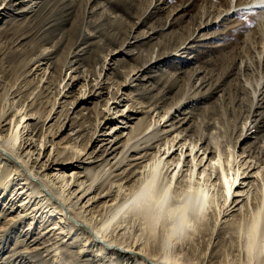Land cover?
<instances>
[{
  "label": "bare ground",
  "instance_id": "1",
  "mask_svg": "<svg viewBox=\"0 0 264 264\" xmlns=\"http://www.w3.org/2000/svg\"><path fill=\"white\" fill-rule=\"evenodd\" d=\"M34 1L28 0V5H32ZM23 2L25 1L0 0V16L5 10ZM227 2L225 13L217 16L215 20H206L202 28L218 24L221 16H224L221 19L226 16L233 17L241 9L248 10L255 16L253 25L245 35L242 58L237 70L238 81L232 94L238 104L229 105L233 112L232 118L236 120L238 117L242 119L243 112L247 113L242 119L243 122L237 126L233 125L232 130H228V123L221 124L217 118L205 113L202 117L194 118L192 113L183 109L182 102L167 110L161 119L153 120L151 132H147L150 127H140V119L134 123V127L117 129L118 125L131 122V115L139 111L117 117L113 114V108L106 103L103 109L100 106L103 114L98 122V126L105 130L97 137L93 134L96 143L94 149L89 152L85 137L91 133L88 123L91 114L86 116L82 110L75 112V101H65L68 111L63 121L62 115L55 118L59 127L56 134L67 122H71L70 145L67 143L58 146L54 140L47 138L50 135L45 132L35 138L29 120L39 122L40 116L37 112L29 113L23 110L24 105L14 109L16 113L8 122L7 112L0 116V162H7L6 169L0 170V196L6 199L4 194L8 191V184L12 179L21 178L18 179L21 181L14 188L9 202L12 201L11 212L23 214H18L13 219L11 228L5 232L10 233L19 225L27 224L19 236H23L25 242L21 264H94L93 262L98 260V264H111L117 252L126 256L133 255L141 259V264H195L185 255L190 252L191 246L179 244L176 252L172 254L169 253L172 251L169 248L174 244V238H177L174 237L175 234H183L184 237V234L196 231L198 225L202 226V220H207L211 207L215 211L217 226L212 233V246L219 244L226 227L233 225L242 215H250L243 245L246 264H264V190H259L260 194H254L259 184L264 185V0ZM37 3L34 2V6L40 9L41 6L36 5ZM28 7H23L15 14H28ZM55 13L57 12L54 10L52 14L40 12L23 32L32 35L36 31L48 29V25H55L56 20L52 18ZM11 16L9 15V18ZM36 16H41L38 22ZM7 23L11 25L12 22L8 20ZM79 29L80 23L75 24V30ZM19 30L20 27L15 26L9 29L8 34L4 36L5 41H14ZM125 43L129 46L132 42L128 40ZM186 44L181 46L180 54L188 47ZM123 47L124 45L120 51L127 54ZM73 54L76 53H68L71 57ZM165 58L166 54L154 52L138 69L135 74L139 73L138 76L129 77L130 73L125 81L130 85L135 81L145 80L143 72L154 68ZM71 62L64 67L72 65ZM40 69L37 67L36 70ZM99 78L100 76L93 86L98 88V92H93L90 97L96 99V106L103 95V85ZM203 84L200 77L194 79V88L202 89ZM198 92L192 98H196ZM88 93L83 92L81 97ZM117 94L118 92L114 93L112 98H116ZM68 95L69 92L64 96ZM164 99L165 95L159 98V101L151 102V105L154 104V111L162 107ZM83 100L87 102L86 99ZM247 101L251 102V106L245 110ZM122 102L123 99L115 108ZM176 110L178 114L175 115ZM188 112L189 116L181 117ZM46 119L47 123L54 120L52 115ZM164 119L165 122L161 124ZM169 121L171 123L168 128H163ZM3 122L6 123L2 124ZM8 125L10 131L3 135L4 128ZM129 127L130 131L124 135L125 129ZM211 127L216 131L213 132ZM221 129L225 133L230 132V136L223 138ZM149 141L152 143H148ZM239 146L241 152L237 153L235 150ZM138 174L147 175L135 179ZM162 175L167 181L162 186V192L156 194L155 189L159 184L155 188L157 181L154 183V180ZM177 186H184L182 195H186L187 200L185 199L184 205L170 208L168 204L173 196L172 188H179ZM197 198L203 199V205L199 209L195 206ZM17 203L19 205L15 208ZM129 211L143 220L141 226H135L131 221L123 224L124 215ZM54 216L58 220L49 224V218L53 219ZM167 218H175L179 227H176V221L173 223V220H169L173 221V224L157 239L148 242L152 237L144 242L143 239L148 236L145 234L143 237V233L146 231L151 236L157 233L159 224ZM30 220H36V223L32 226ZM128 224L129 226H126ZM58 253L64 255L63 260L56 258L60 256Z\"/></svg>",
  "mask_w": 264,
  "mask_h": 264
},
{
  "label": "rangeland",
  "instance_id": "2",
  "mask_svg": "<svg viewBox=\"0 0 264 264\" xmlns=\"http://www.w3.org/2000/svg\"><path fill=\"white\" fill-rule=\"evenodd\" d=\"M24 1L20 5L5 10L0 16V116L7 112L9 116L7 115L6 122L12 119L17 106L24 105L23 110L25 109L29 113L30 111L37 112L40 116L39 122L29 120L35 138L45 132L50 135L47 138L54 140L58 146H64L67 143L70 145L71 122H67L66 126L56 134L59 127L55 118L62 115L61 120L63 121V117L68 111L65 101L67 103L75 101V106H77L75 112L82 110L86 116L88 113L91 114L88 122L91 133L85 137V142L87 141L89 144H87L89 152L94 149L96 143L93 134L97 137L105 130L98 126V122L103 114L100 106L103 109L106 103L113 108V114L117 117H120L121 114H135V111H139V113L131 115V122L125 125L119 123L117 129L125 126L134 127V123L140 119V127L146 129L150 127L147 130L149 132L154 126L153 120L161 119L167 110H171L179 102L184 104L183 109L192 113L194 118L202 117L205 113L217 118L221 124L228 123L229 131L235 125H240L243 122L242 119L247 112H243L242 119L238 117L236 120L232 118L233 112L229 105L238 104L232 94L238 81L237 70L242 58L245 35L253 25L255 18L248 10L241 9L230 18L226 16L221 19L224 17L221 16L218 24L202 28L206 20L210 18L215 20L218 18L217 16L225 13L228 8L227 0H35L34 2H38L36 5L41 6L40 9L34 6V2L32 5L30 3L28 5V0ZM25 6H29L30 9L29 13L25 14L27 16L15 14ZM53 10L57 12L52 17L56 20L55 25H48V29L36 31L32 35L23 32L35 15L42 11L52 14ZM9 15H12L11 18ZM36 18L38 22L41 16H36ZM8 20L12 22L11 25L7 23ZM77 23H80L78 31L75 30ZM14 26L20 27V30L13 39L14 41L9 43V41H5L4 36ZM128 40L132 43L126 46L125 42ZM185 44L188 47L184 49L183 54H180V48ZM123 45L127 54L120 51ZM72 51L76 54L71 57L68 53ZM154 52L164 53L166 58L154 68L143 72L145 80L135 81L129 85L128 81H125L127 75L131 73L129 77L136 78L139 74L135 75L138 69ZM69 62L72 65L64 67ZM37 67L41 69L36 70ZM98 76H100L99 80L103 85V95L96 106L94 104L96 99L90 97L93 92H98L96 91L98 88L93 87L94 83L98 81ZM73 77L75 78L73 79ZM199 77L204 82L202 89L201 87L194 88L193 85L194 79ZM174 81L176 82L173 84ZM85 91L89 93L81 97ZM90 91L92 92L90 93ZM67 92L69 95L65 97ZM116 92H118L116 98H112ZM197 92L196 98H192ZM164 95L162 107L154 111V104L151 105V102L157 101ZM83 99H86L87 102L85 103ZM121 99L123 102L118 108H115ZM250 106L251 102L247 101L245 110H248ZM85 107L86 109H84ZM140 111L142 112L140 113ZM189 112L181 117L189 116ZM176 114H178V110L175 111ZM51 115L54 120L47 123L46 118ZM118 119L121 120V118ZM165 120H162L161 124ZM228 120L229 122H227ZM170 123L171 121L165 123L163 128H168ZM130 127L125 129L124 135L130 131ZM4 129L3 135H6L10 131V126H5ZM211 130L216 131L213 127ZM220 133L224 136L223 138L226 135L230 136V132L225 133L223 129L220 130ZM151 141L153 142V140ZM151 141L148 143H152ZM77 145L79 146L78 143ZM49 150L50 148L47 153ZM235 151L240 153V146L236 147ZM5 163L7 162H0V170L6 169ZM8 170L9 168L6 174ZM146 175L138 174L135 179ZM162 176L156 178H161L160 181L159 179L154 180V183L157 181L155 188L159 184L155 189V191L157 190L156 194L162 192V186L167 181ZM18 179L21 178L12 179V182L8 184V191L4 194L6 199L2 198V195L0 196V250L4 247L0 251V264L23 263L20 258L21 253H24L22 251L25 242L23 241L24 237L19 236L27 224L19 225L11 230L12 232L5 233L11 228L13 219L19 214L11 212L12 201L9 202L14 188L21 181ZM177 187L181 190L172 188L173 198H170L171 201L168 204L170 208L186 203L187 196L183 197L182 195L185 190L184 186ZM259 190H264L263 184H259V188L254 190V194L256 192L260 194ZM25 196L23 195V197ZM17 201L18 199L15 203ZM18 205L17 203L15 208ZM39 214L40 212L37 216ZM124 216V225L131 221L135 226H141V222H143L141 218L130 211ZM207 216V220H202L203 224L200 222L202 226L198 225L197 232L191 231L187 235L184 234V237L183 234L173 235L178 239L174 238V244L169 248L172 251L169 250V253L176 252L177 245L183 243L191 246L190 252L185 255L189 261L195 264H205L206 262L207 264L217 262V264H246L247 258L243 245L246 241V232L251 216L242 215L233 225L226 227L217 246H212L214 239L212 233L217 228L216 215L212 207ZM174 219L167 218L161 222L156 230L157 233L152 236L145 231L143 237L146 234L148 239L145 237L146 239L144 238L143 241L147 242L152 237L153 239L148 242L157 239L160 234L175 223L176 219ZM54 220L58 219L54 216L53 219L49 218L48 223L50 224ZM29 222L33 223V226L36 220ZM176 222V227H179L178 221ZM24 231L26 230L24 229ZM58 254L60 256L56 258L63 260L64 255ZM99 262L98 260L93 263L98 264ZM113 263L141 264V259L117 252L116 258L112 259L111 264Z\"/></svg>",
  "mask_w": 264,
  "mask_h": 264
},
{
  "label": "snow or ice",
  "instance_id": "3",
  "mask_svg": "<svg viewBox=\"0 0 264 264\" xmlns=\"http://www.w3.org/2000/svg\"><path fill=\"white\" fill-rule=\"evenodd\" d=\"M203 205V199L202 198H197L195 201V206L197 209H199ZM137 206H139V203L137 202Z\"/></svg>",
  "mask_w": 264,
  "mask_h": 264
}]
</instances>
